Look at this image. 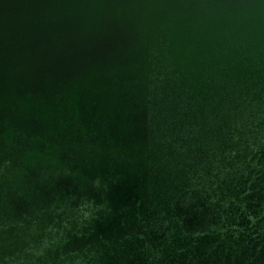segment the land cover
Segmentation results:
<instances>
[{"label": "water", "instance_id": "95a60500", "mask_svg": "<svg viewBox=\"0 0 264 264\" xmlns=\"http://www.w3.org/2000/svg\"><path fill=\"white\" fill-rule=\"evenodd\" d=\"M168 118L215 147L248 127L264 165V0H0V264H189L263 231L236 207L192 231L211 159Z\"/></svg>", "mask_w": 264, "mask_h": 264}, {"label": "flooded vegetation", "instance_id": "af4514ba", "mask_svg": "<svg viewBox=\"0 0 264 264\" xmlns=\"http://www.w3.org/2000/svg\"><path fill=\"white\" fill-rule=\"evenodd\" d=\"M172 120V118H168L163 125V131L166 133L164 139L176 138L173 145L179 152L192 144L196 148L193 154L197 160L202 159V156L211 159V162L207 164L209 175L200 171L201 186H193L191 192H186L179 200V204L184 207L193 203L199 207L198 212L204 211L205 220L195 222L192 231L200 232L206 227L210 229L217 227L214 229L217 231L223 218L228 216V211L233 207H236L235 215L240 212V216L243 215L246 218L253 216L252 220H260L264 214V165L262 161L257 162L256 156L259 153L253 151V147H257L260 143L258 138L257 142L253 143V130L247 127L246 131L239 134L237 138L233 137L228 143L226 141L219 142L217 143L219 146L215 147V138L219 137L217 134L213 136L208 133L202 135L198 126L194 124L190 126L185 122L179 126V129L175 128L170 131L169 128L173 126ZM246 120L248 119L246 118ZM213 123L216 125L219 120L215 119ZM200 148L204 149L203 152L205 153L201 152ZM257 165L259 167H256ZM232 167L237 169V173L231 177L224 176L223 173ZM211 190L209 198L205 199V195ZM260 229H262L261 225L252 229L250 235L242 236L237 240L234 236L237 244H233L229 251L224 247L223 252H218L215 256L211 257L207 254L195 258L194 256L197 254L195 250L192 256L189 258L182 257L180 262L230 264L232 255L235 254L253 257L263 248L261 244L262 239L264 241V236L261 239L259 235H262L264 230L261 231ZM185 256L188 257L189 254L185 253ZM218 256L221 258L219 259Z\"/></svg>", "mask_w": 264, "mask_h": 264}]
</instances>
